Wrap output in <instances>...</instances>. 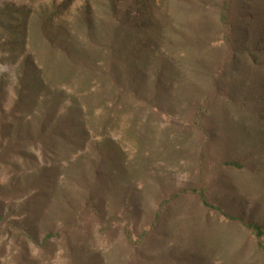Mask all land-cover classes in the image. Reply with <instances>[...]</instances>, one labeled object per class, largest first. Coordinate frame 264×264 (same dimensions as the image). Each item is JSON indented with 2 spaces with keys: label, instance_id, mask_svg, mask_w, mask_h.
<instances>
[{
  "label": "trees",
  "instance_id": "1",
  "mask_svg": "<svg viewBox=\"0 0 264 264\" xmlns=\"http://www.w3.org/2000/svg\"><path fill=\"white\" fill-rule=\"evenodd\" d=\"M24 1L27 5L21 7L13 3L0 7V62L16 66L15 102L8 113L0 110V138L6 141L7 152L19 145L22 158H30L29 162L33 160L27 156L32 147H37L41 156L68 157L94 136L100 138L95 151L122 159L107 138V131H118L136 152L123 171L119 166L112 169L111 177L127 179L150 143L148 137L156 133L152 119L158 117L159 105L167 103L162 79L168 81L166 88L170 89L173 81L185 76L186 69L193 78L208 81V91L200 96L201 105L190 120L195 129L207 137L201 120L219 108L225 115L234 112L245 119L243 123L253 127V134L264 137V0H219L217 4L211 0H83L72 13L69 10L74 0L48 5L37 4L39 0ZM212 40L220 42L221 63L216 61V52L201 62V52ZM164 44L167 48L161 53ZM188 58H192L190 63ZM151 75L155 77L152 89L147 85ZM231 80H240L241 85L250 82V87L241 95L224 92ZM222 165L242 169L235 161ZM50 170L56 171L53 166ZM45 172L27 187L36 190L33 209L28 211L36 220L47 214L48 202L54 196L53 177ZM193 194L203 210L237 225L254 239L247 264H264V231L260 225L212 205L203 190ZM178 201L179 194L162 201L149 231L142 232L136 241L128 227L133 213H125L126 245L142 250L164 223L168 207ZM95 215L102 223L99 213ZM189 222L186 219L182 223L192 233L191 243L196 244L190 255L192 262L212 264V258L218 256L222 264H244L241 248L230 261L225 255L228 244L239 236H225L223 232L211 235L207 222ZM11 228L26 241L33 240L17 226ZM74 233H48L41 245L62 238L70 262L81 263L88 257V243ZM15 260L17 264H36L27 258L25 249ZM153 261L148 256L139 264Z\"/></svg>",
  "mask_w": 264,
  "mask_h": 264
},
{
  "label": "rangeland",
  "instance_id": "2",
  "mask_svg": "<svg viewBox=\"0 0 264 264\" xmlns=\"http://www.w3.org/2000/svg\"><path fill=\"white\" fill-rule=\"evenodd\" d=\"M217 1L211 0L214 4ZM51 2L58 4L61 0H39L37 4ZM82 2L74 0L69 13ZM10 3L17 7L27 5L24 0H0V7ZM211 17L214 19V14ZM185 36L190 35L185 33ZM216 40L201 52V62L209 58L208 54L216 52V61L221 63L220 42ZM166 48L164 44L161 53ZM189 60L192 58H188L187 63ZM183 63L186 64V60ZM15 68L13 64L0 62V110L4 113L12 109L16 99ZM184 73L181 79L173 81L170 89L166 88L168 81L162 79L161 85L164 83L163 87L167 89V103L159 105L162 106L159 115L152 119L156 133L148 137L150 143L138 157L134 170H129L127 179L116 181L111 177V170L119 166L123 171L125 163L132 160L136 152L134 145L122 140L118 131H107V138L117 147L122 159L95 151L100 138L91 136L83 149L68 157L41 156L37 147H32L27 156L34 161L29 162L30 158H22L19 145L7 152L6 141L0 138V264H17L15 257L23 249L27 258L36 264H72L66 241L62 238L41 245L46 234L57 232H75L74 235L80 236L78 239H87L88 257L76 264H139L148 256L154 260L153 264H198L190 258L196 244L191 243L192 233L186 231L185 223H182L186 219L189 224L207 222L211 235L223 232L225 236H239L228 244L226 260L230 261L241 248L243 263H248V251L254 239L243 229L238 230L237 225L203 210L193 191L203 190L212 205L258 224L264 231V137L253 134V127L243 123L245 119L234 112L225 115L217 107L201 120L208 133L207 137L202 135L190 120L201 105L200 98L208 91V81L193 78L191 70L186 69ZM154 78L151 75L147 81L150 89ZM239 81L227 82L224 92L244 93L250 82L241 85ZM230 161L239 162L242 169L222 165ZM51 166L56 169L55 173H51ZM45 170L47 176L53 177L54 196L48 202L47 214L36 220L28 214L33 209L32 197L36 190L27 187ZM37 185L36 181L35 187ZM177 194L180 201L168 207L163 216L164 223L148 238L145 247L139 250L127 246L123 235L127 224L124 214L133 213L128 227L136 241L142 232L149 231L158 205ZM96 212L101 217L100 224ZM169 224L174 226L173 229ZM12 225L29 233L33 240L26 241L17 229L11 228ZM104 229L108 232L103 233L101 230ZM211 240L212 236L210 244ZM219 258H212V264H222Z\"/></svg>",
  "mask_w": 264,
  "mask_h": 264
}]
</instances>
